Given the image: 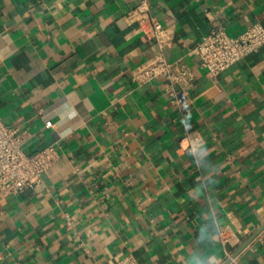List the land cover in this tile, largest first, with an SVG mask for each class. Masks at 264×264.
<instances>
[{"label":"crops","instance_id":"1","mask_svg":"<svg viewBox=\"0 0 264 264\" xmlns=\"http://www.w3.org/2000/svg\"><path fill=\"white\" fill-rule=\"evenodd\" d=\"M136 3L0 0V119L58 153L33 192L0 190V264H264V45L217 75L196 50L264 25V0L152 2L188 93L133 82L156 52Z\"/></svg>","mask_w":264,"mask_h":264},{"label":"built area","instance_id":"2","mask_svg":"<svg viewBox=\"0 0 264 264\" xmlns=\"http://www.w3.org/2000/svg\"><path fill=\"white\" fill-rule=\"evenodd\" d=\"M154 0H137L127 12V18L135 22L148 34L153 36L156 52L154 56L141 64L132 74L133 82L142 85L162 77L169 83V89L181 87L188 93L195 75L186 64L168 59L166 50L172 46V31L164 26L151 12ZM264 45V25L256 22L249 25L237 36L229 35L226 30L214 26L203 36L196 50L200 65L210 74L217 75L240 61L248 54ZM182 99L171 92L169 102L180 104ZM47 128L53 126L51 121L45 122ZM27 130L12 127L0 119V190L4 194H23L33 192L41 183L42 176L57 160L58 153L53 144L33 153L25 152L23 143L28 136ZM186 148L194 150L201 143L198 136L187 134ZM221 242H226L225 231L219 233ZM227 264H238L235 257L227 253ZM110 264H138L132 255L115 260Z\"/></svg>","mask_w":264,"mask_h":264},{"label":"clouds","instance_id":"3","mask_svg":"<svg viewBox=\"0 0 264 264\" xmlns=\"http://www.w3.org/2000/svg\"><path fill=\"white\" fill-rule=\"evenodd\" d=\"M185 108H187V104H185ZM188 118L190 119V114H189V117Z\"/></svg>","mask_w":264,"mask_h":264},{"label":"water","instance_id":"4","mask_svg":"<svg viewBox=\"0 0 264 264\" xmlns=\"http://www.w3.org/2000/svg\"><path fill=\"white\" fill-rule=\"evenodd\" d=\"M249 243V242H248ZM247 244V243H246ZM246 244L243 246V247H245L246 246Z\"/></svg>","mask_w":264,"mask_h":264}]
</instances>
